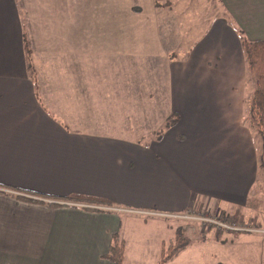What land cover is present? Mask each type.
Returning a JSON list of instances; mask_svg holds the SVG:
<instances>
[{
  "label": "crops",
  "instance_id": "obj_1",
  "mask_svg": "<svg viewBox=\"0 0 264 264\" xmlns=\"http://www.w3.org/2000/svg\"><path fill=\"white\" fill-rule=\"evenodd\" d=\"M193 1L0 0V264H114L104 259L114 236L127 264L152 233L159 264L190 224L170 217L190 211L249 231L193 233L168 264H202L211 246L215 264H264L262 149L242 47L264 40V0H215L221 13L202 28L194 17L207 2Z\"/></svg>",
  "mask_w": 264,
  "mask_h": 264
},
{
  "label": "trees",
  "instance_id": "obj_2",
  "mask_svg": "<svg viewBox=\"0 0 264 264\" xmlns=\"http://www.w3.org/2000/svg\"><path fill=\"white\" fill-rule=\"evenodd\" d=\"M242 47L246 57V62L248 66V71L250 78L252 79L255 91L252 99V115L254 120V125L259 131L261 136H264V40L259 41H248L245 38H242ZM25 51L27 54L28 62L32 65V51L28 43L25 45ZM174 120L171 119L167 122V127L173 124ZM25 195H30L34 200L32 202L42 203L47 200H55L54 198L33 194L31 192H18ZM65 203H77V204H86L93 206H105V207H115V204L106 201L100 200L91 197H71L65 198L63 200ZM52 207L58 205L50 204ZM203 217H205L203 215ZM222 222L233 224L234 222L229 220V218L223 216H217ZM239 225V224H238ZM201 226V225H200ZM247 228V227H246ZM212 229V228H211ZM248 229V228H247ZM241 233V232H240ZM194 235L192 229L188 226H183L177 229L176 236L173 241L169 244L164 245L161 260L159 264H168L177 258L182 252H184L192 244ZM105 260L110 261L114 264H124L125 261V244L123 241H120L118 236H114L113 244L109 250V253L104 257Z\"/></svg>",
  "mask_w": 264,
  "mask_h": 264
},
{
  "label": "rangeland",
  "instance_id": "obj_3",
  "mask_svg": "<svg viewBox=\"0 0 264 264\" xmlns=\"http://www.w3.org/2000/svg\"><path fill=\"white\" fill-rule=\"evenodd\" d=\"M189 1V0H188ZM199 1L200 0H194L193 2L195 3V4H198L199 6H200V4H199ZM206 2H207V7H206V10L205 11H203V15L202 16H200V17H194V19L195 20H197V21H199L200 20V22L199 23H201V24H199L198 25V27H200V28H202L205 24H206V22H208L209 21V19L212 17V15H216L217 13H221V10H220V7H219V3H217V1H215V0H205ZM186 4H187V2H186ZM207 9H209V10H207ZM66 58V55L65 56H61L60 57V59L62 60V59H65ZM65 64H66V67H67V69H69L70 70V68H69V66L71 65L69 62L67 63V62H64ZM48 65H50V63H47V66ZM34 68V67H33ZM35 70H36V68H34ZM38 69V68H37ZM66 69V68H65ZM67 72V71H66ZM71 85V83H69L68 84V86H70ZM99 84H97L96 86H98ZM250 85H252V84H250ZM252 87H254L253 85H252ZM254 127H255V125H254ZM255 131H256V135H257V141H259V143H260V145H261V148H260V150H261V156H260V159H261V163H262V168H261V178H262V180H264V136H261L260 135V133H259V131L256 129V127H255ZM262 193V195L264 194V192L262 191L261 192ZM256 194H258V192H256ZM259 197V194L258 195H256V196H254L252 199H251V204L253 205V204H255V200L257 199ZM257 207V206H256ZM196 214H198V213H196ZM185 216V214H183V215H180V216H173V217H170V218H183ZM218 215H216V214H209V215H205V217H207V218H216ZM200 217H203V215H200ZM240 220V219H239ZM238 220V218H236V221L238 222V223H240V221ZM242 222H244V221H242ZM241 222V223H242ZM135 224H137V223H135ZM182 224V223H181ZM189 224V223H188ZM188 224H186V223H184V224H182V225H184V226H188L189 228H191L192 229V231H193V233H198V234H202V232H204V233H206V232H209L210 230H204L203 229V226L201 225V226H199L198 224H193V222H190V224L188 225ZM183 227V226H182ZM138 230H140V229H142V230H144V231H148V228L146 227V228H142L141 227V225H139L138 226V228H137ZM150 230H156V229H154V228H152V229H150ZM157 231V230H156ZM219 231V230H218ZM218 233H220V232H218ZM151 237H146V239L148 238L149 240H145V242H147V245H149V247L150 248H148V250H146V252H137V251H132L130 254H129V258H128V262H127V264H150L151 263V260H156V254H155V249L157 248V246H156V236L152 233V235H150ZM165 236H167L168 237V235H165ZM151 238V239H150ZM207 249L204 251V252H202V256H203V261H202V264H215L214 262H213V257H212V254L213 253H216V250L215 249H217L216 247H214V246H211V247H206ZM226 249H229L228 247H225V250ZM150 256V257H149ZM159 256H160V253L158 254V258H159ZM142 258H144V261H141L142 260ZM149 258V259H148ZM155 258V259H154Z\"/></svg>",
  "mask_w": 264,
  "mask_h": 264
},
{
  "label": "built area",
  "instance_id": "obj_4",
  "mask_svg": "<svg viewBox=\"0 0 264 264\" xmlns=\"http://www.w3.org/2000/svg\"><path fill=\"white\" fill-rule=\"evenodd\" d=\"M177 219V218H176ZM182 219L188 222L198 223L199 225L203 226L204 230L215 228L219 231L224 232H247L249 231L246 227H242L237 223L229 224L222 222L218 217L216 218H207V217H200V215L190 211L185 214Z\"/></svg>",
  "mask_w": 264,
  "mask_h": 264
}]
</instances>
